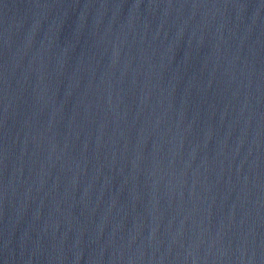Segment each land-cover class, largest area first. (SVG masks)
Masks as SVG:
<instances>
[{
  "label": "water",
  "instance_id": "obj_1",
  "mask_svg": "<svg viewBox=\"0 0 264 264\" xmlns=\"http://www.w3.org/2000/svg\"><path fill=\"white\" fill-rule=\"evenodd\" d=\"M0 264H264V0H0Z\"/></svg>",
  "mask_w": 264,
  "mask_h": 264
}]
</instances>
